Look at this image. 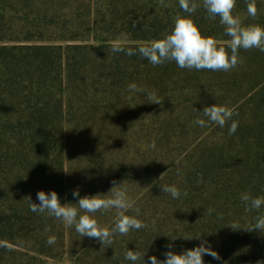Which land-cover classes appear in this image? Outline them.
<instances>
[{
    "label": "trees",
    "instance_id": "trees-1",
    "mask_svg": "<svg viewBox=\"0 0 264 264\" xmlns=\"http://www.w3.org/2000/svg\"><path fill=\"white\" fill-rule=\"evenodd\" d=\"M195 2L191 19L202 35L227 48L219 17ZM256 6L253 19L246 0H236L233 15L264 26V0ZM187 15L179 0H0V264H46L65 253L72 264H132L127 249L147 264L164 260L168 244L181 253L201 240L222 258L205 255L204 264H264V230L252 231L264 207L246 211L240 199L264 196V52L241 49L242 63L229 72L153 66L139 55ZM152 91L162 104L148 99ZM214 104L238 113L235 134L231 121L194 123ZM165 185L187 195L173 199ZM77 188L81 197L126 191L133 208L125 214L148 227L102 248L32 212L26 198L39 204V191H55L62 204H76ZM94 216L110 229L117 211Z\"/></svg>",
    "mask_w": 264,
    "mask_h": 264
},
{
    "label": "clouds",
    "instance_id": "clouds-1",
    "mask_svg": "<svg viewBox=\"0 0 264 264\" xmlns=\"http://www.w3.org/2000/svg\"><path fill=\"white\" fill-rule=\"evenodd\" d=\"M246 2L248 15L255 19L258 14L256 0H250V2L246 0ZM160 3L164 5V0H160ZM179 6L188 15L176 18L172 32L164 38L154 40L136 50L153 66L175 62L181 69L229 72L242 63V58L239 55L241 49L245 51L258 49L264 52V26H243L240 18L233 15L236 0H202V7L207 12L208 18L214 20L219 17L220 24L224 26L225 35L230 37V40L226 42L227 48L221 46L222 42L214 37L203 36L199 27L191 19V15L201 7L200 4L196 3L195 0H179ZM112 51L125 52V48L119 43H113ZM136 51L127 49L126 54L134 55ZM128 90L130 92L144 91L139 89L136 84H130ZM148 99L152 104H162L163 102L154 91L148 92ZM202 113L204 118H198L194 121L200 127L217 125L224 128L231 121L228 134L231 136L238 130L239 121L234 119L238 113L233 108L214 104L205 107ZM155 146V141H153L151 147L155 148ZM177 174H180L179 169ZM112 184L116 185L117 181L113 180ZM117 187L114 186L110 191ZM163 191L170 194L173 199L187 195V192L181 193L176 185H165ZM72 196L78 200V203L62 204L58 193L55 191L50 193L39 191L37 193L39 204L33 203L31 196L26 198L32 212L41 214L47 212L49 216L61 220L67 227L74 226L75 231L80 236L97 240L102 248L105 245L113 244L117 234L126 236L133 230L148 227L136 216L125 214L133 208V202L130 201L126 191H117L113 197L101 194L81 197L80 190L77 188L72 191ZM240 199L245 204L246 211L260 210L264 207V196L252 197L250 193H242ZM113 209L117 211L114 226L110 229L101 226L94 214ZM135 211L139 215V209L137 208ZM209 211L211 212V210ZM235 227L237 226L233 224L232 228ZM261 230H264V215L256 218V223L252 229V231ZM55 242L56 237L49 236L47 243L53 245ZM166 247L169 250L163 253L164 260H159L156 256H149L147 264H204L205 255H210L218 261L222 259L216 251L212 250V246L207 240H201L199 246L186 249L181 253L172 250V244H168ZM144 257L138 251L127 249L125 252V259L131 261L132 264H136L141 259L143 264H146Z\"/></svg>",
    "mask_w": 264,
    "mask_h": 264
},
{
    "label": "rangeland",
    "instance_id": "rangeland-1",
    "mask_svg": "<svg viewBox=\"0 0 264 264\" xmlns=\"http://www.w3.org/2000/svg\"><path fill=\"white\" fill-rule=\"evenodd\" d=\"M46 264H72L68 258V254L65 253L61 258L57 260H48Z\"/></svg>",
    "mask_w": 264,
    "mask_h": 264
}]
</instances>
